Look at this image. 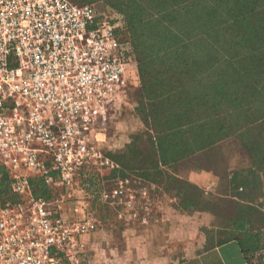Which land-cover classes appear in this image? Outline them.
Wrapping results in <instances>:
<instances>
[{
	"label": "built area",
	"instance_id": "1",
	"mask_svg": "<svg viewBox=\"0 0 264 264\" xmlns=\"http://www.w3.org/2000/svg\"><path fill=\"white\" fill-rule=\"evenodd\" d=\"M115 28L88 4L0 0V167L17 197H0V264H86L85 238L101 225L78 171L109 168L87 133L113 117L129 78ZM32 178L55 193L36 197Z\"/></svg>",
	"mask_w": 264,
	"mask_h": 264
},
{
	"label": "trees",
	"instance_id": "2",
	"mask_svg": "<svg viewBox=\"0 0 264 264\" xmlns=\"http://www.w3.org/2000/svg\"><path fill=\"white\" fill-rule=\"evenodd\" d=\"M70 1L76 5L102 2L122 16L133 48L142 57L139 77L144 97L168 105L169 118L158 130L160 133H156L155 160L143 167L147 175L154 173L157 177L142 178L143 185L148 186L149 192V183L166 190L177 185L171 198L172 207L180 213L207 212L214 218L227 213V218L235 217L233 199L204 196V191L174 170L227 137L244 136L235 132L264 120V115L245 125L237 120L263 97L264 0ZM230 118L240 125H226ZM258 143L251 140L244 143L257 153L249 167L222 178L224 188L232 190L230 197L243 194L249 200L264 193L263 151L254 147ZM98 175L99 171L86 167L78 171L77 179L90 194L95 217L103 225L101 211L107 210L100 204ZM30 183L36 197L49 199L55 193L41 178H32ZM0 197L2 204L17 201L2 167ZM216 237L222 241L228 236Z\"/></svg>",
	"mask_w": 264,
	"mask_h": 264
},
{
	"label": "rangeland",
	"instance_id": "3",
	"mask_svg": "<svg viewBox=\"0 0 264 264\" xmlns=\"http://www.w3.org/2000/svg\"><path fill=\"white\" fill-rule=\"evenodd\" d=\"M85 4L92 5L100 19L115 23L116 38L121 49L130 60L129 78L126 87L118 94L113 117L98 127V133H87L86 138L90 143L96 142L95 144H97L101 156L99 160L104 162L105 159H108L109 161V168L103 167L99 171L98 192L100 191V195L106 190L115 191L116 193V196L114 195L110 202L101 200V206H105L104 211H107L105 213L101 211L103 225L99 227L100 230L104 229L106 231L105 229L111 228L112 234L115 235L130 220L139 222L141 219H144L147 223L149 222V224L154 220L165 223L166 231L169 226L181 227L190 221L198 223V220H200L199 222H201L200 212V214L198 212L180 213L172 207L174 199L171 198V193L173 194L172 189L177 185L169 186L166 190L148 182L151 185L150 192L148 186L143 185L142 178L157 177L154 173V175H147L143 167L155 160V146L158 140L156 133H160L158 130L162 129V124L169 118V114L166 112L168 105L166 103L160 105L158 101H149L144 97L139 77L140 67L143 63L142 57H139L133 48L122 16L102 2L83 3V5ZM188 89L192 90L191 87ZM146 93L148 94V91ZM170 101L174 102V100ZM247 111L246 115L237 117L240 124L245 125L253 121V118L264 115V91L263 97L258 98V101L249 106L243 113ZM223 118L221 116L220 120ZM142 119H145L146 122ZM239 123L235 122V118H230L226 125L233 124L236 127L240 125ZM169 125L171 126L167 122V126ZM235 133H243L244 136L238 135L239 137H237L233 134L234 136L227 137L226 140L210 148L207 152L199 153L189 160L183 161L179 166L177 165L174 172L185 178L188 177V172L193 167L196 168L195 170L204 167L211 173L210 177L214 179L228 177L230 172L243 170L242 168L249 167L250 163L255 160L254 153L256 152L252 150L251 146L244 144L245 141L250 140L254 144L259 142V146L254 145V147L262 149L264 156V120L258 122L257 125L255 124L248 129ZM198 174L201 176V173ZM120 180H127L128 184L126 186L130 188V193L133 195V204L129 207H126L124 203L123 195L125 194L118 185ZM196 187L201 192L203 191L202 187ZM214 188L211 187L212 190L214 189L212 193L218 195V187L215 186ZM223 193L230 196L232 190L226 187L223 189ZM151 197L155 199L152 200ZM229 199L227 198V200ZM226 205H228V202H226ZM147 209L148 211L153 210L150 216H148L149 213L146 215ZM154 213L157 214L156 217L153 216ZM215 239L218 241L216 236H212V243ZM190 240L187 239L186 241L189 242ZM116 242L121 243L118 239H115ZM87 243L86 264H98V253L93 251L94 248L97 249L96 239L90 237ZM98 243L100 249L104 248L105 240L100 239ZM102 258L104 259L105 256H102Z\"/></svg>",
	"mask_w": 264,
	"mask_h": 264
},
{
	"label": "crops",
	"instance_id": "4",
	"mask_svg": "<svg viewBox=\"0 0 264 264\" xmlns=\"http://www.w3.org/2000/svg\"><path fill=\"white\" fill-rule=\"evenodd\" d=\"M195 169L190 170L184 179L202 187L204 196L233 199L236 202L235 217L227 218L225 213L214 218L203 212L201 222L169 226L167 231L165 223L154 220L149 224L144 219L139 222L130 220L115 235L111 228L106 231L98 228L85 238L86 249L88 239H96L97 249L93 251L98 253V264H264V193L249 200L243 194L235 197L224 195V179L210 177L211 173L204 167ZM215 186L218 187V195L212 193ZM146 211L148 216L153 212ZM156 215L153 214L154 217ZM211 235L228 237L222 241L215 239L212 243ZM100 239L105 240L101 249ZM115 239L121 243H115ZM187 239L191 240L188 242Z\"/></svg>",
	"mask_w": 264,
	"mask_h": 264
}]
</instances>
